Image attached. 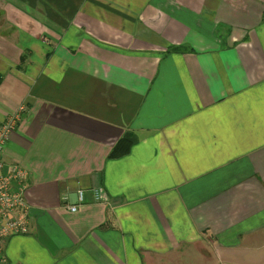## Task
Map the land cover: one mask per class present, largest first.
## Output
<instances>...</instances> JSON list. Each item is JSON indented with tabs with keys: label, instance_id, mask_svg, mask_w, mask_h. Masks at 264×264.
Instances as JSON below:
<instances>
[{
	"label": "crops",
	"instance_id": "crops-1",
	"mask_svg": "<svg viewBox=\"0 0 264 264\" xmlns=\"http://www.w3.org/2000/svg\"><path fill=\"white\" fill-rule=\"evenodd\" d=\"M22 106L6 264H264V0H0V121Z\"/></svg>",
	"mask_w": 264,
	"mask_h": 264
},
{
	"label": "built area",
	"instance_id": "built-area-1",
	"mask_svg": "<svg viewBox=\"0 0 264 264\" xmlns=\"http://www.w3.org/2000/svg\"><path fill=\"white\" fill-rule=\"evenodd\" d=\"M25 108L0 121V264H6L4 255L6 243L13 237L29 234L31 205L27 199V180L29 172L19 164L7 165L3 155L12 134L22 120ZM79 202H83L84 191L78 192ZM65 201L67 198L64 199ZM97 202H107L102 190H95ZM67 209L76 212L78 205H68Z\"/></svg>",
	"mask_w": 264,
	"mask_h": 264
},
{
	"label": "trees",
	"instance_id": "trees-1",
	"mask_svg": "<svg viewBox=\"0 0 264 264\" xmlns=\"http://www.w3.org/2000/svg\"><path fill=\"white\" fill-rule=\"evenodd\" d=\"M182 48H171L170 52H181ZM131 142L126 139H122L118 142L117 146L113 149L111 156L112 157H123L127 155L131 149Z\"/></svg>",
	"mask_w": 264,
	"mask_h": 264
}]
</instances>
